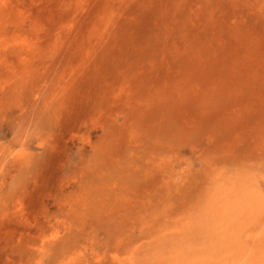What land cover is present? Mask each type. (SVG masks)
Listing matches in <instances>:
<instances>
[{"label": "rangeland", "instance_id": "374dc122", "mask_svg": "<svg viewBox=\"0 0 264 264\" xmlns=\"http://www.w3.org/2000/svg\"><path fill=\"white\" fill-rule=\"evenodd\" d=\"M0 264H264V0H0Z\"/></svg>", "mask_w": 264, "mask_h": 264}]
</instances>
